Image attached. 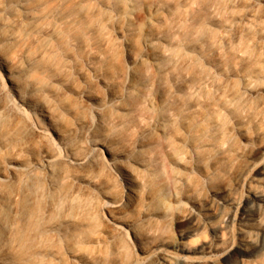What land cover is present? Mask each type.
Here are the masks:
<instances>
[{"label":"rangeland","instance_id":"374dc122","mask_svg":"<svg viewBox=\"0 0 264 264\" xmlns=\"http://www.w3.org/2000/svg\"><path fill=\"white\" fill-rule=\"evenodd\" d=\"M0 208V264H264V0H0Z\"/></svg>","mask_w":264,"mask_h":264},{"label":"bare ground","instance_id":"6f19581e","mask_svg":"<svg viewBox=\"0 0 264 264\" xmlns=\"http://www.w3.org/2000/svg\"><path fill=\"white\" fill-rule=\"evenodd\" d=\"M38 132H39L41 137L48 138V133L44 129H40ZM47 162H48L49 170H51V172H52L54 167L57 164H61V163H69L74 167L87 168L89 166V163H90V158L88 156H81V157H72L71 159H66L63 157L55 156V157H52L51 159H48ZM120 163L121 162H119V164ZM121 166L123 167V170L125 172L124 176H125V181H126V186H127V191H126L127 192L126 193L127 200H131L134 196L137 195L138 189L133 185L134 179L132 178L130 170L128 168L124 167V165H122V164H121ZM251 190L253 191L255 196H257L259 198L263 197L262 196L263 191L261 188L252 186ZM31 198H35V196L32 195L30 190L26 187H17L13 190V192L11 194L12 202L18 204V202L21 200V202L23 204L22 207H24L23 210H21L22 214H24L27 202ZM125 204H126V202L124 204L115 205V207L121 208ZM50 206H55V203L50 202ZM19 216L21 217V215H19ZM19 216L16 215L13 218H10V216L8 217V214H6L4 216L2 209L0 208V237L5 234V230H12L16 224H19V222H20ZM2 264H7V263L2 262Z\"/></svg>","mask_w":264,"mask_h":264}]
</instances>
